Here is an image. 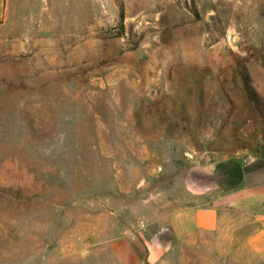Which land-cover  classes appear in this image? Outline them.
<instances>
[{
    "label": "rangeland",
    "instance_id": "obj_1",
    "mask_svg": "<svg viewBox=\"0 0 264 264\" xmlns=\"http://www.w3.org/2000/svg\"><path fill=\"white\" fill-rule=\"evenodd\" d=\"M241 152L264 155V0H0V264H117L191 163ZM177 249L156 264L211 259Z\"/></svg>",
    "mask_w": 264,
    "mask_h": 264
},
{
    "label": "crops",
    "instance_id": "obj_2",
    "mask_svg": "<svg viewBox=\"0 0 264 264\" xmlns=\"http://www.w3.org/2000/svg\"><path fill=\"white\" fill-rule=\"evenodd\" d=\"M245 156L191 163L183 178L189 201L150 240H111L116 263L156 264L174 245L178 256L181 244L206 247L209 264H264V157Z\"/></svg>",
    "mask_w": 264,
    "mask_h": 264
},
{
    "label": "built area",
    "instance_id": "obj_3",
    "mask_svg": "<svg viewBox=\"0 0 264 264\" xmlns=\"http://www.w3.org/2000/svg\"><path fill=\"white\" fill-rule=\"evenodd\" d=\"M261 154H256V153H250V154H247L245 157H244V161L247 162L249 160H253L255 158H257L258 156H260ZM262 157H264V155H261Z\"/></svg>",
    "mask_w": 264,
    "mask_h": 264
},
{
    "label": "trees",
    "instance_id": "obj_4",
    "mask_svg": "<svg viewBox=\"0 0 264 264\" xmlns=\"http://www.w3.org/2000/svg\"><path fill=\"white\" fill-rule=\"evenodd\" d=\"M251 90V89H250Z\"/></svg>",
    "mask_w": 264,
    "mask_h": 264
}]
</instances>
